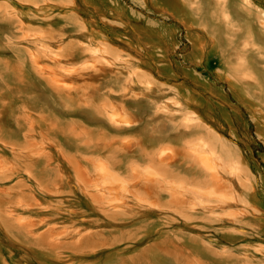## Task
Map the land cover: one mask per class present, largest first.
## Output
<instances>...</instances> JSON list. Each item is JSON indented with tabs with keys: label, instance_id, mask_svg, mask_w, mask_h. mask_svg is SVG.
I'll list each match as a JSON object with an SVG mask.
<instances>
[{
	"label": "rangeland",
	"instance_id": "rangeland-1",
	"mask_svg": "<svg viewBox=\"0 0 264 264\" xmlns=\"http://www.w3.org/2000/svg\"><path fill=\"white\" fill-rule=\"evenodd\" d=\"M0 264H264V0H0Z\"/></svg>",
	"mask_w": 264,
	"mask_h": 264
},
{
	"label": "bare ground",
	"instance_id": "bare-ground-1",
	"mask_svg": "<svg viewBox=\"0 0 264 264\" xmlns=\"http://www.w3.org/2000/svg\"><path fill=\"white\" fill-rule=\"evenodd\" d=\"M112 124H113V126H114V128H119L115 123H113L112 122ZM120 128H121V126H120ZM103 172H105V173H103L102 175H98L99 176V179H101V185H102V182H103V186H112V185H114L115 184V182H118L121 178H120V176L117 174V173H115V172H112V173H107V171H104V170H102ZM109 172V171H108ZM98 179V178H97ZM91 181H93V180H91ZM96 182V181H95ZM93 183V182H92ZM91 184V183H90ZM93 184H95V183H93ZM105 186V187H106ZM93 187H95V185L93 186ZM108 187H107V189H106V191H99V195L101 196V194H106V192H108L109 194H112V189H108ZM147 187H150V186H148L147 185ZM90 188V187H89ZM88 188V189H89ZM98 188V187H97ZM158 189V188H157ZM160 189V188H159ZM157 191V190H156ZM161 192V191H160ZM159 192V193H160ZM91 193V192H90ZM151 193H155V190H153V192H151ZM157 194V193H156ZM92 195H93V193H92ZM108 195V194H107ZM103 196V195H102ZM109 196V195H108ZM159 198V197H158ZM104 199V198H103ZM150 205V204H149ZM25 206V205H24ZM27 206V205H26ZM157 208V207H156ZM11 210V209H10ZM12 213V212H11ZM28 229V228H27ZM30 231V230H29Z\"/></svg>",
	"mask_w": 264,
	"mask_h": 264
}]
</instances>
